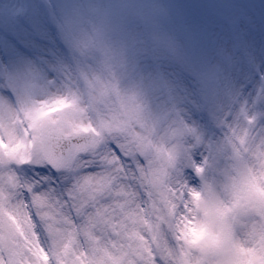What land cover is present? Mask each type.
Masks as SVG:
<instances>
[{
	"label": "rangeland",
	"instance_id": "rangeland-1",
	"mask_svg": "<svg viewBox=\"0 0 264 264\" xmlns=\"http://www.w3.org/2000/svg\"><path fill=\"white\" fill-rule=\"evenodd\" d=\"M50 1L0 0V125L14 127L19 138L26 113L64 100L78 127L99 128L109 115L100 99L107 87L114 90L109 104L117 95L129 102L152 144L173 157V183L227 200L248 163L236 156L233 143L243 136L253 149L264 146V0H71L61 15ZM114 10L124 13V22L108 35L103 23ZM68 110L61 106L48 115ZM39 144L32 145L28 163H0L6 205L27 195L23 186L42 198L56 193L59 200L85 170L98 171L93 165L107 154L94 138L70 169L55 173L43 163ZM254 222L249 215L237 217L232 238L241 240ZM56 227L67 231L66 225ZM84 227L77 221L73 231L79 230L76 246L88 253ZM36 232L55 264V238L46 224ZM91 236L100 239L96 232ZM159 238L174 255L179 252L172 228L162 225Z\"/></svg>",
	"mask_w": 264,
	"mask_h": 264
},
{
	"label": "snow or ice",
	"instance_id": "snow-or-ice-1",
	"mask_svg": "<svg viewBox=\"0 0 264 264\" xmlns=\"http://www.w3.org/2000/svg\"><path fill=\"white\" fill-rule=\"evenodd\" d=\"M113 91L101 88L100 99L109 108V115L96 129L78 127L73 106L64 100L42 104L26 113L27 127L19 138L14 127L5 129L0 125V133L7 136V140L0 136V163L4 158L28 163L30 149L37 142L51 146L55 154L60 141L81 132L89 136L93 131L98 133L94 138L102 141L107 153L93 165L98 171L85 170L66 192L61 190L59 200L53 198L56 193L42 198L39 191L23 186L21 192L26 191L27 195L18 196L8 206L0 189V264H53L52 256L39 242L36 228L41 224H46L55 238V264H176V255L161 243L159 231L162 225L172 228L179 244L184 239L183 226L188 223L185 196L198 200L199 193L170 180L173 157L152 144L149 130L129 102L117 95L109 104ZM61 106L69 110L48 115L49 109ZM233 148L238 158L248 161L231 184L236 200L234 219L251 212L255 222L244 243L233 242L229 225L222 243L215 247L199 245L202 264H264V190L257 182L258 176L264 182V146L253 149L241 136ZM50 164L53 170L57 169V160ZM194 170L197 174L203 171L201 167ZM39 171L44 174V170ZM12 186L19 187L14 183ZM256 192H260L259 198ZM80 220L85 223L88 253L76 246L79 230L73 229ZM58 224L66 225L67 231L57 228ZM206 226L211 229L213 224L206 221ZM91 232L100 239H93ZM190 234L195 233L190 230ZM187 243L195 245V241ZM181 251L183 256L188 255L187 249Z\"/></svg>",
	"mask_w": 264,
	"mask_h": 264
},
{
	"label": "clouds",
	"instance_id": "clouds-1",
	"mask_svg": "<svg viewBox=\"0 0 264 264\" xmlns=\"http://www.w3.org/2000/svg\"><path fill=\"white\" fill-rule=\"evenodd\" d=\"M257 182L259 187L264 190V182L260 181L259 176L257 177ZM193 193L197 192L193 191ZM199 196L200 198L198 200H193L192 195L185 196L189 209L187 213L188 223L184 224L182 229L184 239L179 241L180 250L175 254L176 264H202L198 246L208 244L209 247H215L222 243L229 232V225H232L236 220L234 219V205L236 200L231 189L229 190V198L223 202L207 195L202 196L199 194ZM255 196L259 198L260 192H256ZM248 215L253 219L256 218L251 212ZM206 221L212 222L213 227L211 229L206 226ZM190 230L195 234H190ZM176 235L178 236L179 233H176ZM248 239L247 231L241 240L233 239V242L244 243ZM186 241H195V245L191 243L186 244ZM184 249H187L188 255L186 257L182 255L181 250Z\"/></svg>",
	"mask_w": 264,
	"mask_h": 264
},
{
	"label": "water",
	"instance_id": "water-1",
	"mask_svg": "<svg viewBox=\"0 0 264 264\" xmlns=\"http://www.w3.org/2000/svg\"><path fill=\"white\" fill-rule=\"evenodd\" d=\"M59 1V2H58ZM58 10L60 12L64 11L67 7V0H57ZM119 18L117 15L109 17L106 22V28L109 32L114 31L119 25ZM92 136H89L87 132L75 133L71 137H65L60 141L59 151L53 153L51 146L46 144H41V152L44 161L51 166V160L58 161L57 169L64 170L67 166L70 165L74 157L80 152L87 149L88 145L92 140Z\"/></svg>",
	"mask_w": 264,
	"mask_h": 264
}]
</instances>
